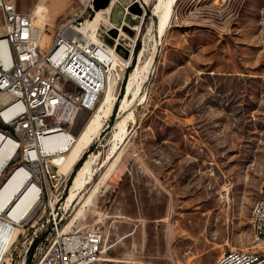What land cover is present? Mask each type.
Returning <instances> with one entry per match:
<instances>
[{"label":"rangeland","instance_id":"374dc122","mask_svg":"<svg viewBox=\"0 0 264 264\" xmlns=\"http://www.w3.org/2000/svg\"><path fill=\"white\" fill-rule=\"evenodd\" d=\"M88 1L18 0L24 12L49 9L43 50L63 25L92 21L101 10L109 23L102 22L98 36L111 45L106 34L117 38L121 28L114 20L121 12L127 17L119 38L124 47L118 48L124 62L111 70L106 117L68 157L71 171L61 169L68 185L75 165L92 150L83 164L88 162L85 185L70 203L72 183L68 195L57 197L55 212L40 205L22 225V244L38 232V245L47 246L51 220L58 216L66 232L101 224L103 257L113 260L216 264L231 249L261 248L253 244L251 219L264 192V0H177L146 97L121 144L111 117L116 104V119L120 115L132 73L146 68L135 89L147 77L155 45L148 28L159 0H110L105 9L109 0H94L87 10ZM93 114H79L75 137ZM6 236L0 231V240ZM4 249L0 260L9 246Z\"/></svg>","mask_w":264,"mask_h":264},{"label":"built area","instance_id":"2783aa9c","mask_svg":"<svg viewBox=\"0 0 264 264\" xmlns=\"http://www.w3.org/2000/svg\"><path fill=\"white\" fill-rule=\"evenodd\" d=\"M34 22L33 11L20 10L18 0H0V159L9 157L0 166V193L27 169L40 189V205L55 212L60 201L57 197L63 198L68 185L61 173V153L49 152L44 143L63 133L72 134L79 114L98 108L116 61L112 48L118 42L111 47L99 37L93 41L76 36L83 24L73 21L63 25L52 46L43 50ZM19 193L12 207L0 209V230L6 232L9 246L0 264H22V257L26 264L35 239H40L34 232L31 240L22 244V225L29 219L22 223V218L11 216L22 199ZM260 202H264V192ZM251 220L259 224V239L253 244L261 248L231 249L216 264H264V211L260 205L253 206ZM62 221L53 216L49 243L44 247L42 241L36 247L31 264H154L103 257L106 233L101 224L66 232Z\"/></svg>","mask_w":264,"mask_h":264},{"label":"bare ground","instance_id":"6f19581e","mask_svg":"<svg viewBox=\"0 0 264 264\" xmlns=\"http://www.w3.org/2000/svg\"><path fill=\"white\" fill-rule=\"evenodd\" d=\"M92 0L88 1L87 6L91 4ZM177 0H159L154 6L153 13L154 19L149 25L148 34L152 36V40H155L154 49L149 57L148 67L149 70L146 72L147 77L145 76L144 82L139 85L137 89L134 88L135 81H138V77H140V73L144 72L146 68L136 69L132 73L131 83L128 86L127 96L124 99V104L120 109V115L117 117L115 124L116 133L114 135V139L121 144L125 141L128 134L129 124L134 120V110L143 101L146 97L147 90L145 91V84L147 83L150 74L152 72L156 56L158 55L159 48L162 44L163 38L170 28L172 20L174 18V7ZM40 7V6H39ZM134 7V4L130 5V8ZM138 10V9H137ZM128 11V8H127ZM145 11V9H144ZM35 14V35L39 44L43 45L44 36L47 30V27L50 25V12L49 9L45 6L40 7L36 11H33ZM131 13V12H130ZM129 14V11L126 12ZM134 14V13H133ZM105 26L106 23H109V19L106 17L105 11H97V15L95 19L92 21H87L80 27L77 31H75L76 36H87L90 37L93 41H97L98 37L96 34H99L101 30V24ZM71 23V22H70ZM125 25V23H124ZM115 26V25H114ZM113 27V26H112ZM115 29V28H113ZM136 30L140 31V26L136 28ZM118 32L120 35H124L123 27L118 28ZM112 37L118 43L116 44V48H112L114 50L116 61L113 64V68L118 66V63L123 65L124 58L119 54L118 48L121 45V38ZM120 38V39H119ZM138 37L136 39V42ZM136 46V44H135ZM133 50V49H132ZM161 50V49H160ZM148 52L147 49L142 51V54ZM133 52H131V56ZM147 64V63H146ZM147 67V66H146ZM112 68V69H113ZM141 70V71H140ZM154 72V71H153ZM111 77L112 71L109 76V84L107 90L104 94V99L101 100L98 108L93 112L94 117L89 121L87 126L84 129V132L81 133L80 137L77 138L70 133H63L61 135L56 136L55 138L46 140L44 143V147L49 152H60L61 155L59 157V161H62L61 169L64 168L66 173L70 172L71 169L69 167L70 159L68 157L73 153L74 148L80 144L81 140L84 138L85 134L88 132L90 127L95 122H100L103 118L106 117L107 103L109 101V96L111 93ZM54 143H57L54 145ZM53 145V146H52ZM10 156V154L8 155ZM9 160V157L5 156L0 159V166L5 164V162ZM87 170H88V162L78 171L76 179L74 180L71 187V196L69 198V202H73L75 197L78 195L80 189L85 185L87 179ZM1 179V173H0ZM22 187V190H20ZM20 192V193H19ZM40 189L34 181L31 180V173L27 169H22V172H19L9 183L8 185L1 191L0 193V209L6 207H12L16 201L19 199L16 197L17 193H19V197H22L19 204L12 211L11 216L19 220L22 218V223L28 220L29 216L35 212V210L40 206L38 201ZM70 205V204H69ZM260 205V211H264V202H257L255 206ZM69 209V208H68ZM254 226V242H257L259 239V224H253ZM1 231V230H0ZM6 234L5 231H1ZM0 246L4 247L6 250L8 246H6V242L0 240ZM106 251V250H105ZM3 258V257H2ZM1 258V259H2ZM123 260H115V262H122Z\"/></svg>","mask_w":264,"mask_h":264},{"label":"trees","instance_id":"16d2710c","mask_svg":"<svg viewBox=\"0 0 264 264\" xmlns=\"http://www.w3.org/2000/svg\"><path fill=\"white\" fill-rule=\"evenodd\" d=\"M142 27H143V26H142ZM147 27H148V25H147ZM146 30H147V28H146ZM140 49H141V42L139 41V42L137 43V45H136V48H135V54H136V55L138 54V52L140 51ZM135 64H136V60H134L133 65H132V68H133V66H134ZM123 90H124V89H123ZM123 90H122V93H123ZM117 111H118V104H116L115 109H114V112H113V115H112V117H111V124H114V122H115V119H116V116H117ZM91 152H92V150L89 151V152H86V153L83 155V157L81 158V160L75 165L74 171H73V173H72V176H71L70 181H69V184H68V188H67V190H66V195H68V190H69L71 184L73 183V180H74V178H75L77 172L81 169V167L83 166V164L85 163V161L87 160V158H88V156H89V154H90ZM66 197H67V196H66ZM38 241H39V240L35 239V241H34L32 247H31V249H30L29 256H28V260H27V264H31V263H32V257H33V254H34L35 250H36V247H37V245H38Z\"/></svg>","mask_w":264,"mask_h":264},{"label":"water","instance_id":"95a60500","mask_svg":"<svg viewBox=\"0 0 264 264\" xmlns=\"http://www.w3.org/2000/svg\"><path fill=\"white\" fill-rule=\"evenodd\" d=\"M110 4V0H109V2H108V4H106L105 6H101V7H103L104 9L105 8H107L108 7V5ZM98 9H100V7H97ZM113 19H115V17L113 16ZM125 20V16H124V13L123 12H121V15H120V18L118 19V20H114V22L117 24V26L118 27H124L123 25H124V23H127L126 22V20H127V17H126V20ZM106 36H107V38L109 37L112 41H111V47H113L114 45H115V43H114V39L113 38H111L110 36H108L107 34H106ZM99 38H101V37H99ZM102 40H104L103 38H101ZM106 42V41H105ZM107 43V42H106ZM122 47H124L123 45H122Z\"/></svg>","mask_w":264,"mask_h":264}]
</instances>
